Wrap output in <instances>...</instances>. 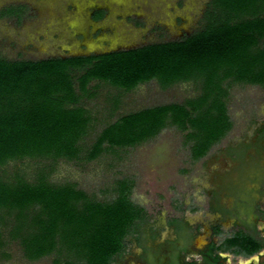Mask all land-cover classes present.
<instances>
[{"label":"trees","instance_id":"trees-1","mask_svg":"<svg viewBox=\"0 0 264 264\" xmlns=\"http://www.w3.org/2000/svg\"><path fill=\"white\" fill-rule=\"evenodd\" d=\"M23 7L4 6L0 16L19 18ZM102 14L95 11L93 18ZM95 79L125 91L150 79L162 87L197 80L200 91L182 103L119 115L83 152L80 141L90 116L80 101L94 94L89 84ZM231 83L264 86V0H209L202 26L180 39L101 54L43 59L0 56V167L24 157L91 160L105 148L139 144L167 125L185 132L192 142L191 157L198 159L231 127L225 102ZM258 130L263 133L264 127ZM251 149L258 155L262 150L251 142L221 153L240 168L237 181L227 187L229 195L230 191L251 199L264 183L257 160L245 159ZM118 184L116 196L103 202L72 183H49L44 175L30 182L20 176L9 181L0 174V253L7 240H15L31 260L56 252L73 256V260L65 257L63 264H109L144 212L130 200V184L126 180ZM220 190L221 186L213 191L215 197ZM225 193L221 195L228 196ZM179 227L178 239L189 238L187 224ZM247 237L238 232L227 242L250 253L257 245L247 243ZM181 251L175 244L165 254L170 257ZM163 262L158 259L154 264Z\"/></svg>","mask_w":264,"mask_h":264},{"label":"rangeland","instance_id":"rangeland-1","mask_svg":"<svg viewBox=\"0 0 264 264\" xmlns=\"http://www.w3.org/2000/svg\"><path fill=\"white\" fill-rule=\"evenodd\" d=\"M208 1L0 0V10L7 5H24L19 18L0 16V56L43 59L90 55L180 39L202 26ZM98 10L103 14L94 19ZM89 85L94 94L80 101L90 116L87 133L80 141L83 152L119 115L158 104L182 103L200 91L197 80L162 87L150 79L128 91L96 79ZM225 102L231 127L198 159L191 157L192 142L185 132L167 125L139 144L105 148L91 160L24 157L9 160L0 167V174L9 181L20 176L30 182L44 175L49 183H72L90 198L103 202L112 200L118 182L126 180L130 200L144 212L109 264H145L150 253L165 260L168 243L178 239L183 222L189 237L186 250L181 252L186 263L191 259L199 263V250L214 239L227 263L238 264L240 260L233 256L244 252L224 241L233 236L232 221L212 209L211 195L218 175L228 177L229 182L237 181L240 168L232 157L221 154L229 147L233 150L251 142L259 144L261 155L251 149L245 159L250 163L257 160L264 170V132L258 130L264 127V86L231 83ZM218 220L219 232L214 229ZM65 257L73 260V256L56 252L31 260L17 241L7 240L0 264H63Z\"/></svg>","mask_w":264,"mask_h":264},{"label":"flooded vegetation","instance_id":"flooded-vegetation-1","mask_svg":"<svg viewBox=\"0 0 264 264\" xmlns=\"http://www.w3.org/2000/svg\"><path fill=\"white\" fill-rule=\"evenodd\" d=\"M227 178V177H226ZM220 179V175L214 181L215 189L221 186L218 197L214 196V192L211 197V207L213 210L225 216L227 220L232 221L233 235L241 232L247 235V243L256 244L257 247L250 253L235 254L233 257L239 261L238 264H264V183H260L257 186L256 194L254 197H240L230 192L228 194L227 187L232 186L234 182ZM226 180V181H225ZM221 192H226L228 196L221 195ZM225 193V194H226ZM224 197V198H222ZM230 212V213H229ZM221 215V216H222ZM221 222L218 220L214 229H220ZM232 237V236H231ZM226 237L225 243L232 247H236L238 250L239 246L233 242H227ZM188 239L181 238L175 239L168 243L167 248L169 249L173 245L177 244L182 250H186V244ZM233 243V244H232ZM142 246V245H141ZM218 244L214 239L210 240L206 246L199 250L198 255L201 261L198 263L195 259H191L187 263L185 262V255L181 252L174 254L173 256H166L163 260L164 264H229L225 256L221 255L216 249ZM243 252V251H242ZM158 259L154 256H149L144 259L145 264H154ZM242 261V262H241ZM185 262V263H184Z\"/></svg>","mask_w":264,"mask_h":264},{"label":"water","instance_id":"water-1","mask_svg":"<svg viewBox=\"0 0 264 264\" xmlns=\"http://www.w3.org/2000/svg\"><path fill=\"white\" fill-rule=\"evenodd\" d=\"M118 50V49H117ZM111 51H113V50H111ZM107 52H109V51H107ZM103 53H105V52H103ZM99 54H101V53H99Z\"/></svg>","mask_w":264,"mask_h":264}]
</instances>
